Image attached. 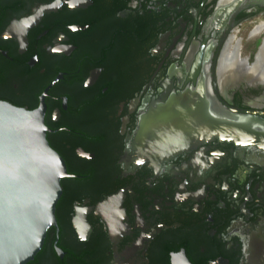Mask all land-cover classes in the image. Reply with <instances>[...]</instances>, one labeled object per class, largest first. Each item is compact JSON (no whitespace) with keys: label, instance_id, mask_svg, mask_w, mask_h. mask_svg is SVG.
<instances>
[{"label":"flooded vegetation","instance_id":"af4514ba","mask_svg":"<svg viewBox=\"0 0 264 264\" xmlns=\"http://www.w3.org/2000/svg\"><path fill=\"white\" fill-rule=\"evenodd\" d=\"M69 1L0 0V100L45 106L69 173L26 264H264V0ZM139 14L150 46L126 92L120 18L133 35ZM232 37L244 61L223 66ZM176 106L199 118L178 144L153 116Z\"/></svg>","mask_w":264,"mask_h":264},{"label":"water","instance_id":"95a60500","mask_svg":"<svg viewBox=\"0 0 264 264\" xmlns=\"http://www.w3.org/2000/svg\"><path fill=\"white\" fill-rule=\"evenodd\" d=\"M69 3L80 6L79 0ZM179 110L177 106L170 114L164 108L153 110L154 118L161 121L157 123L161 136L170 135L177 144L181 136L186 140L193 131H185L188 137L180 135L177 123L199 120L191 111L178 115ZM47 130L44 105L29 109L0 100V264L32 260L42 249L48 229L58 225L61 180L69 173L64 158L50 144ZM192 135L196 137L194 131Z\"/></svg>","mask_w":264,"mask_h":264},{"label":"trees","instance_id":"16d2710c","mask_svg":"<svg viewBox=\"0 0 264 264\" xmlns=\"http://www.w3.org/2000/svg\"><path fill=\"white\" fill-rule=\"evenodd\" d=\"M121 1V6H125L126 4ZM147 12H145L146 14ZM149 15V14H148ZM151 21L154 23L156 22V15L155 12L152 13ZM145 16L139 14L138 17L135 19L136 23L138 22V26H136L135 31L137 34H130L131 28L129 27L131 24V20L128 18L123 19L120 18V23L124 27L125 26V33L123 38H121V49H120V59L122 62L121 69L119 70L120 78H119V85L117 84L118 88L121 90L128 92L129 90L133 91L134 89L139 90L142 87L143 77L145 72V67H143L145 60L144 56L149 52V38L146 37L145 28ZM121 26V27H122ZM122 27V28H123ZM122 31V30H121ZM154 38V39H153ZM151 45L155 42V36L150 38ZM153 41V42H152ZM136 43L135 51L132 49L133 43ZM131 63V65H129ZM128 64V65H127ZM115 85H111V90L114 88ZM75 180V179H74ZM64 179L62 180V182ZM70 193L72 191H68L67 199L70 198Z\"/></svg>","mask_w":264,"mask_h":264},{"label":"bare ground","instance_id":"6f19581e","mask_svg":"<svg viewBox=\"0 0 264 264\" xmlns=\"http://www.w3.org/2000/svg\"><path fill=\"white\" fill-rule=\"evenodd\" d=\"M223 2H225V1H227L228 2V0H222ZM230 1V0H229ZM260 28L259 27H257V29L255 30V32H254V34L259 30ZM253 36V35H252ZM230 40V39H229ZM232 41H233V37H232V40L230 41V43H228V47L225 49V52H224V54H223V56H222V59H221V63H222V65L224 64H227L228 66H230L231 64H233L234 63V60H239V61H241V60H243L244 61V59H241L238 55H239V50H240V39H238L237 40V43L236 44H234V43H232ZM230 49H234V51L233 52H231V54H229L230 53ZM264 57V45L261 47V49H260V51L258 52V55H257V61L254 63V65H253V67H251L252 69H254V72H255V70L257 69V68H259V65L262 63V61H263V58ZM223 65V66H224ZM261 66V65H260ZM262 68V67H261ZM251 69V70H252ZM253 72V73H254ZM249 75H252V72H250V74ZM225 129L226 128H223L222 129V131H225ZM230 129H227L226 131H229Z\"/></svg>","mask_w":264,"mask_h":264}]
</instances>
